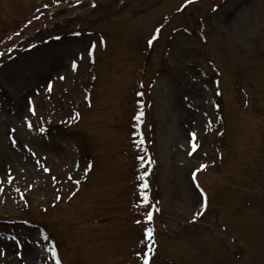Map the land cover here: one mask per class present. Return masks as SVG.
<instances>
[{
    "label": "rangeland",
    "instance_id": "374dc122",
    "mask_svg": "<svg viewBox=\"0 0 264 264\" xmlns=\"http://www.w3.org/2000/svg\"><path fill=\"white\" fill-rule=\"evenodd\" d=\"M1 220L0 264H264V0H0Z\"/></svg>",
    "mask_w": 264,
    "mask_h": 264
},
{
    "label": "snow or ice",
    "instance_id": "6c2138e0",
    "mask_svg": "<svg viewBox=\"0 0 264 264\" xmlns=\"http://www.w3.org/2000/svg\"><path fill=\"white\" fill-rule=\"evenodd\" d=\"M188 2H189V3H192L193 0H188ZM93 6H95V5H93ZM151 43H152V41H149V44H151ZM74 67H75V66H74ZM61 79H63V77H61ZM49 88H51V86H49ZM193 136L195 137V134H193ZM194 178H195V174H194ZM200 214H202V213H198V215H200ZM148 219L151 220V215H149ZM150 231H151V230H150ZM150 231H149V236H150ZM145 264H147V261L145 262Z\"/></svg>",
    "mask_w": 264,
    "mask_h": 264
}]
</instances>
